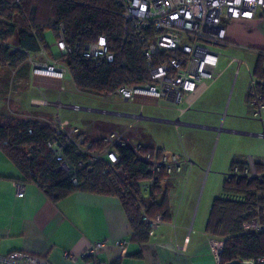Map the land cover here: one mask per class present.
Returning a JSON list of instances; mask_svg holds the SVG:
<instances>
[{
  "label": "trees",
  "instance_id": "obj_1",
  "mask_svg": "<svg viewBox=\"0 0 264 264\" xmlns=\"http://www.w3.org/2000/svg\"><path fill=\"white\" fill-rule=\"evenodd\" d=\"M126 25L118 0H0V68L26 70L32 67L30 57L45 50L68 66L80 91L109 97L124 84L135 85L150 79V66L144 54L148 40L141 41L140 31L132 25L127 32ZM50 30L56 40L63 33L66 52L58 48L60 53L54 55L46 38ZM143 32L149 38L154 36L152 29ZM101 36L106 37L115 59L97 64L85 58L83 50ZM160 60L158 55L155 62ZM263 63L261 52L253 73L257 78H264ZM258 91L264 103V85L260 84ZM248 100L251 101L250 94ZM59 129L50 122L16 116L0 118V146L24 173L23 181L38 184L54 202L76 191L117 196L129 218L132 239L139 243L150 239L144 215L150 218L161 215L165 222L173 220L168 190L171 174L166 166L158 172L151 171L153 161L163 159V149L141 145L136 152L132 144H127L117 147L121 158L118 165L112 166L105 159L80 168L78 163L88 162V156L76 145L65 144L68 136ZM85 139L91 151H103L108 145L104 137L85 136ZM54 141L65 145L63 153L73 165L71 172L60 168L49 146ZM148 154L150 161L144 159ZM120 166L134 180L130 192L116 171ZM255 166L259 174L264 172L262 162H255ZM152 178L155 180L150 187H142L143 182ZM223 190L233 196L214 199L206 224L210 235L224 241L220 264L264 257V229L244 228V223L253 218H259L264 226V182L226 179Z\"/></svg>",
  "mask_w": 264,
  "mask_h": 264
},
{
  "label": "crops",
  "instance_id": "obj_2",
  "mask_svg": "<svg viewBox=\"0 0 264 264\" xmlns=\"http://www.w3.org/2000/svg\"><path fill=\"white\" fill-rule=\"evenodd\" d=\"M223 25L227 30V40L222 47L229 49V56L242 59L237 57V54H252L256 55L258 61L260 53L264 52L262 10L254 19L225 17ZM56 41L55 36V40L50 45L54 55H57L54 48L58 49ZM48 57L51 60L55 59L53 56L48 55ZM242 60L247 62L246 59ZM228 63L223 68L224 71L230 66ZM21 69L22 67L12 69L8 66L0 69V73L7 70L13 76L9 77L7 82L13 78L17 83L16 90L12 91L13 93L16 91L15 94L10 93L5 76L4 78L0 77V118L3 116L26 118L28 115L22 114V111L31 107H39L38 109L53 113L55 109L69 108L70 104H73L67 101L66 96L69 94H80L89 100L105 105L106 103H117L110 101L109 97L80 91L70 74L63 77L44 73L35 74L30 66L17 76ZM255 69L252 72V77L255 76L253 74ZM237 77L238 75H235V79ZM220 78L215 82L202 84L194 98L189 102H184L176 109L180 112L181 117L193 108H196L195 111H197L185 121L178 117L177 120L182 123L181 125L162 124L170 125V127L175 126V128L183 125L192 127V129H204L209 131L208 135L211 139L215 138L217 132L230 135V138L228 136L225 138L226 147L223 152L232 157L231 168L234 163L244 165L250 159L264 164V136H261V133H264V122L256 115V107L248 100L251 93V83L246 95V103L248 110H253L256 119L249 118L241 124L230 123L226 126L225 121L219 124L225 95L223 92L206 95ZM44 100L51 103L45 104ZM32 102H37L36 106ZM58 102L61 104H57ZM161 102L155 98H140L132 105L139 111L132 113L142 112L144 114L143 108L145 109L146 105L158 107ZM75 104L80 105L78 102ZM86 107L95 108L88 105ZM100 109L108 110L107 108ZM94 121L115 124L117 117L98 118ZM64 122L71 124L69 120H64ZM188 123L202 124L207 127H193ZM89 125V123H85L82 129L85 131L86 128L91 127ZM96 130L102 132L104 128L97 127ZM228 130H241L244 133L237 134ZM186 134L193 136L194 131H187ZM149 135L148 141L151 145H144L163 149V155L167 156L168 161L176 156L181 165L179 169L177 167L172 168L171 172L175 171V174L171 175L172 177L170 176L168 180L173 220L170 222L163 221L154 234L150 235V239L144 243L132 239L129 218L122 201L117 196L76 191L62 200L54 202L41 190L38 184L23 181L25 179L24 173L0 146V256L20 251L44 257L51 264H217L206 225L205 228L200 225V228L197 229L192 227V224L190 225L189 207L185 210L186 218L184 215L178 217L174 212L173 180L181 178L179 173L183 169L188 170V166H193L194 162L191 159L188 160V155L180 154L178 157L174 152L170 153L166 150L167 144L165 142L157 143L154 136ZM95 137L101 136L95 135ZM220 139H222V135ZM232 143L235 146L234 150L227 148ZM195 145H193L194 148H196ZM189 162L190 164H188ZM19 183L25 186L23 196L18 195L17 184ZM98 242H106V245L99 249L95 255H87L89 248ZM120 242H124V245L119 244Z\"/></svg>",
  "mask_w": 264,
  "mask_h": 264
},
{
  "label": "built area",
  "instance_id": "obj_3",
  "mask_svg": "<svg viewBox=\"0 0 264 264\" xmlns=\"http://www.w3.org/2000/svg\"><path fill=\"white\" fill-rule=\"evenodd\" d=\"M118 2L123 8V15L127 23L126 31L128 32L129 25H132L140 31L138 35L141 41L148 40L144 54L150 66V79L135 85L124 84L117 89V96L125 103L136 102L140 98L165 100L167 102L165 106L172 109H178L184 102H189L194 98L202 84L215 82L222 76L224 70L220 68V60L223 56L228 57V65L237 62L236 75H239L242 65L246 63L242 59L224 55L223 52L212 47H222L227 40V30L223 25L225 17L254 19L262 10V17L264 18V0H118ZM146 29L154 31L152 38L143 32ZM56 45L62 52L68 50L62 32ZM158 55L161 56V60L156 63L155 59ZM83 56L97 64L104 60L113 61L115 59V55L111 52L104 36L88 44L83 50ZM30 61L35 74L44 73L63 77L69 73L66 64L56 58L51 60L45 50L30 57ZM260 84L264 85V78L252 77L250 95L251 102L257 109L256 115L264 122V103L261 102V95L258 91ZM44 102L45 104L51 103L48 100H44ZM57 104L61 103L58 102ZM70 107L79 109L80 106L76 104L70 105ZM59 130L68 136V141L65 144L76 145L81 153L88 156V162L80 161L78 163L80 168L105 159H109L111 165L116 166L121 161L117 147L131 144L126 132L118 134L115 131L105 138L108 145L103 151H91L90 144L86 143L84 134L77 127H71L67 130L62 125ZM261 136H264V133H261ZM49 146L56 156L60 168L71 172L73 165L63 153L65 145L59 141H54L50 142ZM132 146L136 152L141 147V145ZM138 158L143 159L142 156ZM144 159L150 161L151 154L145 156ZM180 165L181 163L176 156L172 157L170 161H168L167 156H164L161 160L155 159L153 161L151 171L158 172L162 166H166L167 171L171 173L173 167L179 169ZM116 171L121 175L129 192L132 191L134 180L130 178L123 167H117ZM226 179L264 182V172L259 174L254 160L250 159L244 165L234 164L227 173ZM154 180L152 178L143 182L142 187H150ZM17 187L18 195L23 196L24 184L19 183ZM144 221L149 228V234L153 235L163 219L161 215H157L155 218L144 215ZM244 228L261 231L264 226L259 218H253L244 223ZM209 240L216 263L220 264L224 241L212 235H210ZM119 244L124 245V242ZM105 245L106 242L93 244L86 254L95 255ZM67 256L70 255L67 254ZM246 262L264 264V257ZM0 263L51 264L44 257L20 251L0 256Z\"/></svg>",
  "mask_w": 264,
  "mask_h": 264
},
{
  "label": "rangeland",
  "instance_id": "obj_4",
  "mask_svg": "<svg viewBox=\"0 0 264 264\" xmlns=\"http://www.w3.org/2000/svg\"><path fill=\"white\" fill-rule=\"evenodd\" d=\"M46 38L51 45L55 40L54 32L51 30L46 32ZM212 47L218 49L220 52H223L224 55L230 54L228 52L229 49L227 48L216 46ZM54 51L56 54L59 52L56 48H54ZM237 57L246 59L247 61L242 65L238 77L235 79L237 62H234L225 69L220 80L206 93V95H210L223 92L225 95V102L222 104L224 106L223 111L221 112L222 114L220 116L219 124L222 121H225L226 126L230 123L237 125L241 124L246 122L249 118L256 119L253 110H248L246 103V95L249 92L252 72L257 64L256 55L237 54ZM228 60L229 59L224 56L221 58L220 67L222 69L227 65ZM24 70H20L17 76ZM13 75H16V73H13ZM4 76L8 90H10V93H13L12 91L16 90L17 83L13 78H10L11 81L7 82L9 77H13L9 74V71L5 70L0 73V77L4 78ZM15 92L13 94H15ZM66 98L67 101L73 103L70 105H76L75 102H78L80 107H86L88 105L94 106L95 108H107L108 110H127L131 112L139 111L137 108L132 106L133 102H122L117 96V92L108 98L110 101H116V104L106 103L105 105L97 103L80 94H69ZM36 103L37 102H32L34 106H36ZM161 104L162 106L158 107L146 105L145 109L143 108L144 114L169 119H177L178 117H181L178 110L165 106L167 105L165 100H162ZM38 108L39 107H31L30 109L25 108L22 111V114L28 115L29 118L26 117L27 119L39 120L40 122H50L54 126L58 127L64 125L67 130L76 126L79 131L84 134V136L89 137H95L96 135L101 136L102 138L110 136V134L115 131H117L118 134L126 132V135L130 138L132 145H151L148 139L150 138L149 134H152L157 143H161L163 141L167 144L166 150L170 153L174 152L178 157L180 154H185L186 156L188 155V160L190 161L191 159L194 162L192 165L195 166H188L189 169L186 171L183 169L179 173L181 178L173 180L174 189L172 196L175 214L178 215V217H183L184 215L186 218L187 215L185 214V210L189 207L190 225L192 224V227L194 226L195 229L200 228V225L205 228L208 220V214H210L213 201L216 197L233 196L223 190L226 174L230 171L232 165V157H230L229 154L225 155L223 152V149L226 147L225 138L226 136L230 138V135H227L226 133L219 134L217 132L215 138L211 139L210 135H208L209 131L204 129H192V127H186L183 125L175 128V126L170 127V125L162 124L160 122L146 120L141 121L129 117L121 118L113 115L94 113L89 110L73 109L71 107L59 108L57 110L55 109L54 113L51 111H43ZM195 110L196 108H193L188 111L186 115L182 116V121H185L190 115L196 113L197 111ZM116 117L117 123L115 124L110 122L94 121L98 118ZM64 120H69L71 124H67ZM85 123H89V126L91 127L86 128L84 131L82 128ZM97 127H102L105 131L103 130L102 132H98L96 130ZM187 131H194V135H187ZM221 135L222 139H220ZM194 144H196V148H194ZM227 148L234 150V143H232L231 146L228 145ZM188 164H190V162ZM170 174L174 175L175 171Z\"/></svg>",
  "mask_w": 264,
  "mask_h": 264
},
{
  "label": "water",
  "instance_id": "obj_5",
  "mask_svg": "<svg viewBox=\"0 0 264 264\" xmlns=\"http://www.w3.org/2000/svg\"><path fill=\"white\" fill-rule=\"evenodd\" d=\"M79 109L80 110H89V111H92V112H101V113H106V114H114V115H118V116L133 118L135 120L155 121V122L169 123V124H174V125H181L182 124L177 119L155 117V116L145 115L142 112H139V113L120 112V111L105 110V109H100V108L82 107V106L79 107ZM188 125L193 126V127H207L205 125L197 124V123H188ZM228 131L229 132H234V133H237V134L244 133L241 130H228ZM256 135H258V134H256ZM226 264H250V263L246 262V261H243V260H240V259H235V260H233L231 262H228Z\"/></svg>",
  "mask_w": 264,
  "mask_h": 264
},
{
  "label": "snow or ice",
  "instance_id": "obj_6",
  "mask_svg": "<svg viewBox=\"0 0 264 264\" xmlns=\"http://www.w3.org/2000/svg\"><path fill=\"white\" fill-rule=\"evenodd\" d=\"M101 42H103V41H101Z\"/></svg>",
  "mask_w": 264,
  "mask_h": 264
},
{
  "label": "flooded vegetation",
  "instance_id": "obj_7",
  "mask_svg": "<svg viewBox=\"0 0 264 264\" xmlns=\"http://www.w3.org/2000/svg\"><path fill=\"white\" fill-rule=\"evenodd\" d=\"M142 121V120H141Z\"/></svg>",
  "mask_w": 264,
  "mask_h": 264
}]
</instances>
